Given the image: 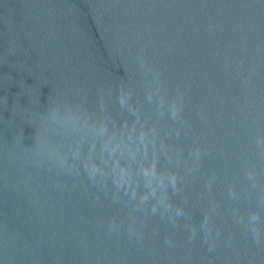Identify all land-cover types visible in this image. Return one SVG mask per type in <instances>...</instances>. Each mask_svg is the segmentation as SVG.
I'll return each instance as SVG.
<instances>
[{"label":"water","instance_id":"water-1","mask_svg":"<svg viewBox=\"0 0 264 264\" xmlns=\"http://www.w3.org/2000/svg\"><path fill=\"white\" fill-rule=\"evenodd\" d=\"M0 264H264V0H0Z\"/></svg>","mask_w":264,"mask_h":264}]
</instances>
